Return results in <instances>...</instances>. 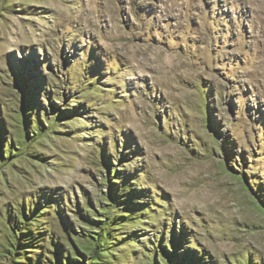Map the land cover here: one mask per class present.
Wrapping results in <instances>:
<instances>
[{
    "label": "rangeland",
    "instance_id": "obj_1",
    "mask_svg": "<svg viewBox=\"0 0 264 264\" xmlns=\"http://www.w3.org/2000/svg\"><path fill=\"white\" fill-rule=\"evenodd\" d=\"M0 264H264V0H0Z\"/></svg>",
    "mask_w": 264,
    "mask_h": 264
}]
</instances>
